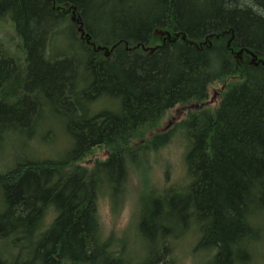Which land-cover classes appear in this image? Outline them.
I'll return each mask as SVG.
<instances>
[{"label":"trees","instance_id":"obj_1","mask_svg":"<svg viewBox=\"0 0 264 264\" xmlns=\"http://www.w3.org/2000/svg\"><path fill=\"white\" fill-rule=\"evenodd\" d=\"M3 20L0 150L54 120L70 145L1 162L0 264H180L187 239L202 264H264V0H0ZM182 130L185 176L153 186L143 162ZM130 195L108 232L101 204Z\"/></svg>","mask_w":264,"mask_h":264},{"label":"rangeland","instance_id":"obj_2","mask_svg":"<svg viewBox=\"0 0 264 264\" xmlns=\"http://www.w3.org/2000/svg\"><path fill=\"white\" fill-rule=\"evenodd\" d=\"M3 21L4 22H0V40L5 42L3 43L5 45L4 47H12L11 44L17 43L18 38L16 37V34L14 35L15 31L13 30L10 21ZM221 89L222 86L220 84H215L210 87L209 97L206 103L207 106L216 107L218 105L221 99L219 93ZM102 105H99L97 108H102ZM192 108V104L175 106L165 115L155 131L173 129L175 127L174 124L182 121L186 117L187 112ZM49 126H51L53 130L52 132H49L48 129H45L43 131V135L45 136L44 139L41 138L30 141L18 139L6 144L3 149L0 150V164L1 162H8L11 164L21 159L43 160L46 158H56L62 155L70 145L69 140H65L63 126L61 125V122L56 120L49 123ZM174 136V141L170 145L157 152V156H155L158 157L157 160L154 157L155 159L150 160V163L148 161L143 162V166L145 165L150 170L149 176L146 178L153 186L157 185L159 187H165L185 176V167L182 157L185 149L183 144V140H185L183 130ZM99 156L105 158L106 155L105 153H102ZM93 164V160L86 163L88 166H93ZM136 184L137 183H135V179L133 178L131 181V190L133 192H141L142 187H136ZM134 199L135 198L130 195V197L126 199L124 206L118 209L117 212L112 211L108 203L101 204V216L108 232L115 230L118 234H121L126 229L131 213L134 209L132 206ZM127 236L133 237V233L128 232ZM195 245V239L190 242L189 239H187L179 244L177 253L180 254V264H202L201 262L207 261L204 260V254L196 253V251L194 252Z\"/></svg>","mask_w":264,"mask_h":264}]
</instances>
